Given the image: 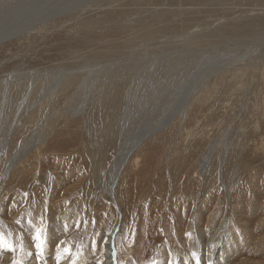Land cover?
Returning <instances> with one entry per match:
<instances>
[{
	"label": "rangeland",
	"instance_id": "rangeland-1",
	"mask_svg": "<svg viewBox=\"0 0 264 264\" xmlns=\"http://www.w3.org/2000/svg\"><path fill=\"white\" fill-rule=\"evenodd\" d=\"M60 75L55 99L30 110ZM0 113V184L19 145L41 141L27 157L39 172L17 166L0 191V218L33 253L39 232L52 252L67 239L75 255L94 252L85 264H104L115 202L116 264H174L175 252L211 264L232 250L228 264H264V0H0ZM146 129L115 198L96 193L94 162L107 169ZM226 211L227 245L202 258L194 243Z\"/></svg>",
	"mask_w": 264,
	"mask_h": 264
},
{
	"label": "bare ground",
	"instance_id": "bare-ground-1",
	"mask_svg": "<svg viewBox=\"0 0 264 264\" xmlns=\"http://www.w3.org/2000/svg\"><path fill=\"white\" fill-rule=\"evenodd\" d=\"M53 72V71H52ZM65 75V74H62ZM62 75H60L59 77H57L56 79L52 80L51 83H49V80H42V85L40 86V89L43 90L44 92H47V94H45L44 97H41L37 102L35 101V104H33L32 108L30 110L35 109L36 107H38L41 102L45 99L48 98L49 102H52L55 99V96L58 94V85L60 82H62ZM73 80V79H72ZM71 82V81H70ZM70 84V83H69ZM8 86V83H6L4 85V88L6 89ZM61 91V90H60ZM61 94V93H60ZM3 96V98H6V93L5 92H1V97ZM45 103V102H44ZM3 105H4V101H3ZM1 105V106H3ZM186 104H182L179 106V116L182 117L183 113H184V109H185ZM1 114V113H0ZM169 119H168V123H169ZM160 124L162 125L164 123L163 120H160ZM168 123H165L164 126H166ZM154 129H146L145 131L142 130V134H140L139 136H135L132 139H127L129 141H127L123 146H119L114 157L112 158L110 164L107 166V169H104V167H101L102 165H100V162H93L96 164V166L93 165L94 168V185H95V190L96 193H103L105 191V193H107V195H110L111 197L115 198V192H116V187H117V183L118 180H120V178L122 177L123 172L125 171V167L129 164V158L132 154V152L135 150L133 149L143 138H146L145 136L150 135V133H152ZM122 132V130H121ZM7 134V133H6ZM123 136V135H122ZM123 138V137H122ZM6 139H7V135L4 137V140L2 141V143L0 144V160L2 155L5 153L6 151ZM120 139V138H119ZM43 142V141H42ZM41 141H39L38 143H36L35 145L31 146L30 148L26 149L24 146L19 145V147L15 150L14 154L12 155V157L10 158L9 163H7L5 165V167L3 168L2 172L5 171L6 167H9V171H10V176L8 178V180L2 185L0 184V191L2 190V188H4L3 186H6V183L8 181H10L12 179V174L15 170V168L17 166H23L25 164H29L28 168L23 171L21 173V177H27L30 175V173H32L34 171V174L36 172H39L38 170H40V164L38 159H34V161L32 162L33 164L31 165L29 162H27V157L30 153L31 150L36 149L39 153V145H40ZM122 144V143H121ZM137 147V146H136ZM263 147V146H262ZM14 150V149H13ZM34 151V150H33ZM34 153V152H32ZM31 155V153H30ZM29 155V156H30ZM37 155V154H36ZM36 155L34 154V156L36 157ZM29 158V157H28ZM34 158V157H33ZM134 162H138L137 158H135ZM1 163V162H0ZM4 165V164H3ZM131 165V164H130ZM32 166V167H31ZM124 169V171L120 170V169ZM16 174V173H15ZM20 174V173H19ZM19 176V175H18ZM18 179V178H17ZM124 178H122L121 180H123ZM221 180V179H220ZM52 184L49 182L47 183L48 185V192L49 194L52 193L53 185H54V180H51ZM220 185L224 188L225 191V198L227 199V204L230 202L232 195H231V188L226 189L223 185V181L221 180V182L219 181ZM56 185V184H55ZM104 190V191H102ZM231 190V191H230ZM54 191V190H53ZM3 193V192H2ZM1 193V194H2ZM109 196V197H110ZM224 202V201H223ZM1 203H2V198L0 201V208H1ZM114 204L117 206V211H118V225L115 226V228L112 230L110 236L108 237V244L106 245V254H105V263L104 264H116V260L114 258V239L116 238L115 236L118 234L117 232H119L121 230V222H122V214H121V210L119 208V206L114 202ZM221 206V205H220ZM189 209V208H188ZM66 211V210H65ZM196 212V211H195ZM1 213V211H0ZM194 213V212H193ZM192 213V214H193ZM198 213V212H197ZM12 214V213H11ZM195 214V213H194ZM234 214V213H233ZM232 214V216H233ZM236 214V213H235ZM44 215V214H43ZM23 216V213H21L20 211L17 213H14L13 215V219L17 218L19 219L18 222L23 223V221L21 220ZM196 216V215H195ZM1 217V216H0ZM4 219V218H3ZM199 219V217L196 216L197 220ZM233 219V218H232ZM6 220V219H5ZM231 217L228 213V211H226V213L223 216V219L221 221V223L219 224V227L217 228L215 234L211 237V239L209 240V242L207 243V245H205L204 240L202 239L201 236H198L199 240L194 243V246L196 247V252L197 254H200V256H202V258L205 256V251L208 254H212L215 250H217V252L219 250H221V248L223 246H225V244L227 245V243L224 242V240L222 242H220L219 240V236L221 233H225V225L228 223V221L230 222ZM11 221V220H10ZM14 221V220H13ZM194 222V221H193ZM12 223V222H11ZM64 223V222H63ZM197 223V221H196ZM30 224V223H29ZM21 225V224H20ZM28 225V224H27ZM67 225V224H66ZM114 225V224H113ZM194 226V225H192ZM210 226V225H208ZM23 227V226H22ZM189 227V226H187ZM2 228L4 229L3 231L7 233V236L10 238L11 244L14 246L15 251H14V255L13 258H8L9 256V251L2 249V253L4 256V260L2 261L1 264H85L87 261H93L95 259L93 254L94 252H90V251H83L80 254L78 253L77 255L74 254V250L73 249H69L70 250V254H65L64 253V248H67V239L65 240V246L62 247L61 250H58L56 252H52L50 251L49 248L46 247L47 244H43L42 246V251H36V253H33L31 251V245H29L26 237L23 235V233L19 230L17 231L16 229H18V227L14 224H10V222H4L2 221V219L0 218V229L2 230ZM25 228V227H23ZM192 228V227H191ZM211 229H213V227H210ZM15 230L14 232H20L21 234L18 233L19 235V239H14V232L13 230ZM30 229V228H29ZM62 229V227L60 228ZM189 229V228H188ZM216 229V228H215ZM214 229V230H215ZM241 229V228H240ZM123 230V229H122ZM121 230V231H122ZM236 230V229H235ZM28 231V230H27ZM192 231V230H191ZM51 232V231H50ZM56 232V231H54ZM58 234L54 235L53 237H60V234L63 233L60 231H57ZM194 232V231H193ZM192 232V233H193ZM214 232V231H212ZM229 232V231H228ZM233 232V229H232ZM237 232V231H236ZM241 232L243 233V236L246 237V235H248L246 229L242 228ZM46 233V232H44ZM65 233V232H64ZM189 233V232H187ZM227 233V232H226ZM234 233V232H233ZM55 234V233H54ZM120 234V233H119ZM228 234V233H227ZM235 234V233H234ZM49 235V234H48ZM53 235V233H52ZM51 236V235H50ZM221 236H223L221 234ZM225 236V235H224ZM230 237V236H229ZM224 238V237H223ZM227 238V237H226ZM225 239V238H224ZM245 239V238H244ZM62 240V239H61ZM227 240V239H225ZM19 244L16 243V242ZM59 242V241H58ZM247 243V242H246ZM191 244V243H190ZM228 244H230V241L228 242ZM48 246V245H47ZM207 246V247H205ZM219 248H218V247ZM222 246V247H221ZM82 247V246H81ZM193 247V246H192ZM60 248V246H58V249ZM129 248V249H128ZM218 248V249H217ZM94 249V248H92ZM96 248V252H97ZM167 249V248H166ZM172 249V248H171ZM231 249V248H230ZM133 250L130 246L124 248L123 252H127L129 253V251L131 253H133ZM135 251V250H134ZM175 251V250H174ZM179 251V250H178ZM194 251V250H193ZM233 252L235 250H232ZM232 251H228L224 256L222 257H218L219 261L216 258H212L211 260V264H223V263H227L228 261H231L233 253ZM159 252V250L157 251V253ZM181 252V251H180ZM222 252V251H221ZM249 252V251H248ZM122 253V252H121ZM156 253V254H157ZM173 253V252H172ZM176 253V254H175ZM173 254H175L176 256V260L174 262V264H184L182 263V256H180L177 252H175ZM206 253V254H207ZM93 254V255H92ZM98 254V253H97ZM124 254V253H123ZM193 254V253H192ZM101 255V254H100ZM165 255V254H164ZM167 255V254H166ZM120 256V255H119ZM157 255H155V263L153 264H165V261H161L159 260L157 257ZM160 256V255H159ZM195 256V254L193 255ZM198 256V255H197ZM218 256V255H217ZM166 257V256H165ZM59 258V261H58ZM210 258V257H209ZM234 258V257H233ZM151 259V258H150ZM194 259V258H193ZM197 259V258H196ZM205 259V258H204ZM187 260V264H193L192 261L189 258H186ZM195 260V259H194ZM127 261V260H126ZM97 262V261H96ZM118 262V261H117ZM232 262V261H231ZM241 262V261H240ZM199 263V262H198ZM230 263V262H229ZM96 264V263H95ZM119 264V263H117ZM146 264V263H145ZM197 264V263H196ZM228 264V263H227ZM240 264H252L251 262L245 260L242 261ZM254 264V263H253Z\"/></svg>",
	"mask_w": 264,
	"mask_h": 264
},
{
	"label": "snow or ice",
	"instance_id": "snow-or-ice-1",
	"mask_svg": "<svg viewBox=\"0 0 264 264\" xmlns=\"http://www.w3.org/2000/svg\"><path fill=\"white\" fill-rule=\"evenodd\" d=\"M34 239L36 240V245H35L36 249L38 251H42L43 241L40 238L39 232L36 234ZM0 249L7 250L9 252L15 251L14 246L8 240H6L2 235H0ZM64 253L70 254V250L68 248H64ZM58 261H59V258H58Z\"/></svg>",
	"mask_w": 264,
	"mask_h": 264
},
{
	"label": "water",
	"instance_id": "water-1",
	"mask_svg": "<svg viewBox=\"0 0 264 264\" xmlns=\"http://www.w3.org/2000/svg\"><path fill=\"white\" fill-rule=\"evenodd\" d=\"M138 145H139V143H138L136 146H138ZM136 146H135V147H136ZM135 147H134V148H135ZM134 148H133V149H134Z\"/></svg>",
	"mask_w": 264,
	"mask_h": 264
}]
</instances>
